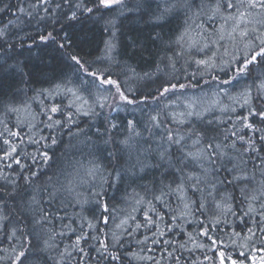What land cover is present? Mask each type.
Returning <instances> with one entry per match:
<instances>
[{
    "label": "snow or ice",
    "instance_id": "6c2138e0",
    "mask_svg": "<svg viewBox=\"0 0 264 264\" xmlns=\"http://www.w3.org/2000/svg\"><path fill=\"white\" fill-rule=\"evenodd\" d=\"M125 7V0H36L26 13L43 9L47 14L52 27L39 41L55 44L79 81L66 77L54 88L33 89L34 95L20 104L4 105L0 236L8 245L0 247V260L264 264V0H201L195 11L191 0H164L154 22L182 12L185 27L167 63L161 58L155 74L143 75L114 55L119 28L112 13L122 14ZM85 20L102 24L106 33L101 54L88 59L73 51L66 32L61 35L64 25ZM207 24L213 25L211 31ZM4 37L0 30V40ZM180 60L186 82L178 74ZM134 80L143 81V87H132ZM241 80L246 86L234 92ZM196 88L204 94H189ZM17 92L27 95L26 88ZM57 96L68 102L45 103ZM149 102L162 107L149 116L147 137L133 120L127 121L128 135L122 139L115 135L120 126L107 117L103 132L97 130L110 167L94 160L74 173L57 167L59 134L67 130L73 139L85 134L80 118ZM33 103L39 107L33 109ZM136 138L148 147H138ZM23 145L35 148L29 152ZM125 153L126 160L121 158ZM126 178L130 182L117 210L105 186L118 190ZM138 180L148 182L138 185ZM86 184L90 192L83 197L80 188ZM86 205L94 206L91 216ZM230 247L239 249L238 256Z\"/></svg>",
    "mask_w": 264,
    "mask_h": 264
},
{
    "label": "trees",
    "instance_id": "16d2710c",
    "mask_svg": "<svg viewBox=\"0 0 264 264\" xmlns=\"http://www.w3.org/2000/svg\"><path fill=\"white\" fill-rule=\"evenodd\" d=\"M56 2H59V0H56ZM191 2L194 5L193 11L199 8L201 4V0H191ZM34 3H36V0H0V8H4V11H0V30L5 32L4 39L0 40V115H3L5 104H20L21 101H26L28 97L34 95L33 89L54 88L57 83L66 77L71 78L73 81H79V73L69 64L65 55L55 44L40 43L39 35L46 34L48 30H51L52 25L43 9L31 16L26 14L31 11L30 5ZM125 4L131 10L130 13L120 15L112 13L117 17L119 28L117 33L119 43L114 55L121 62L132 65L140 75L145 72L155 74L156 65L161 63V58H164V63H167V58L173 55L172 53L175 51L173 47L174 39L184 29L185 15L182 12L171 14L162 22L155 23L153 20L154 15L158 14L162 7L160 0H125ZM20 8L25 9L24 14L19 11ZM64 10H67V6H64ZM59 11L57 10V12ZM42 16L46 18L42 20ZM55 27L59 31L61 25L57 24ZM65 32L68 38L73 41V51H80L81 54L86 53V59L101 54L98 50L103 49L102 40L106 38L102 24L97 25L91 20H85L74 25H64V31L61 32V35H64ZM156 34H159L160 40L152 39ZM33 36L36 37L35 43L32 40ZM10 45L14 47L10 48ZM29 45H32L31 48H29ZM169 45L171 50H169ZM133 51H135V55H133ZM163 66L161 64V68ZM163 75L161 73V76ZM143 85V81L134 80L131 82L132 87L139 86L142 88ZM18 88H26L27 95L18 93ZM67 102V99L63 96H57L55 100L45 101L49 104H66ZM155 104L149 102L137 107L126 106L121 112L114 111L111 117L108 115V109H104L95 118H80L79 127L85 130V134L77 139L71 138L67 134V130H65V133L59 134L61 143L56 149L57 167L74 173L81 164L86 168L89 166V161L93 160L98 164L110 167L107 152L104 151V145L97 136V130L100 132L104 130L105 118L107 117L120 126L119 131L115 133L118 139L128 135V120H133L137 124V130L143 133V137H147L149 134L145 130V125L149 116L155 114L159 109ZM32 106L33 109L39 107L37 103H33ZM125 109L128 111L127 114H123ZM10 119L14 121L15 116ZM86 120L87 122H85ZM76 130V126H73L72 131L75 132ZM106 138L107 134H105ZM136 140L138 147H148L143 138H136ZM22 147L29 152L35 148L34 145H23ZM121 158L126 160L127 154H123ZM129 182L126 178L119 185L118 190L105 186L109 197L112 198L110 202L117 210L123 206L124 202L121 198ZM147 182V180H138L136 183L142 185ZM80 191L83 197H87L90 192V185H83ZM71 211L72 209H69V212ZM93 211L94 206H85L87 216H91ZM189 230H191L190 227ZM228 231H231V229H228ZM7 245V240L0 236V247H7ZM229 251L234 256L239 254V249L230 247ZM91 254L96 256L95 252ZM3 255V253H0V256ZM156 255L159 256L160 253H156ZM184 255L187 256L188 254L184 253ZM208 255H212V253H208ZM0 264H7V261L0 260ZM246 264H248V261H246Z\"/></svg>",
    "mask_w": 264,
    "mask_h": 264
},
{
    "label": "rangeland",
    "instance_id": "374dc122",
    "mask_svg": "<svg viewBox=\"0 0 264 264\" xmlns=\"http://www.w3.org/2000/svg\"><path fill=\"white\" fill-rule=\"evenodd\" d=\"M163 2H164V0H160V3L161 4H163ZM208 28H209V31H211V29H212V27H213V25H211V24H207L206 25ZM184 27H185V23H184ZM184 30V29H183ZM182 30V31H183ZM181 33V32H180ZM180 33L177 35V37L174 39V42L177 40V38H178V36L180 35ZM174 48H175V50L177 49V45L174 43V46H173ZM173 51V50H172ZM173 54V53H172ZM209 55H211V53H209ZM183 64H184V62H183V60H180L179 61V63H178V65H177V68H178V74L180 75V80H181V82H186L185 81V73L183 72V68H182V66H183ZM194 65H193V67L192 68H190L189 70H188V73H187V75H188V77L190 78V73H191V71L194 69ZM169 71H170V69H169ZM243 81V82H242ZM244 86H246L245 85V81L244 80H241V82H240V84L235 88V89H233V91L235 92V91H238L240 88H243ZM206 91H208L209 92V95H211V92H210V90H208V89H206ZM195 94V95H203L204 93L203 92H201L200 91V89L199 88H197V89H194V90H189V94ZM169 99L170 100H175V97H169ZM157 106H159V108L160 107H162V105L161 104H157ZM182 106V105H181ZM126 107V106H125ZM105 109H107V108H105ZM122 111V110H121ZM121 111H119V112H121ZM124 113L123 114H127V110L125 109V111H123ZM130 113V112H129ZM128 113V114H129ZM149 134V133H148ZM198 253V252H197ZM200 255V254H199ZM251 264L252 263V261L251 260H248V264Z\"/></svg>",
    "mask_w": 264,
    "mask_h": 264
},
{
    "label": "bare ground",
    "instance_id": "6f19581e",
    "mask_svg": "<svg viewBox=\"0 0 264 264\" xmlns=\"http://www.w3.org/2000/svg\"><path fill=\"white\" fill-rule=\"evenodd\" d=\"M130 9L128 8V7H126L124 10H123V13H130ZM122 13V14H123ZM113 14H115V13H113ZM116 15H120V13H116ZM10 22V21H9ZM155 106H157V104H155ZM159 107V106H158ZM113 112L114 111H112L111 113H109V110H108V115H109V117H111V115L113 114Z\"/></svg>",
    "mask_w": 264,
    "mask_h": 264
}]
</instances>
